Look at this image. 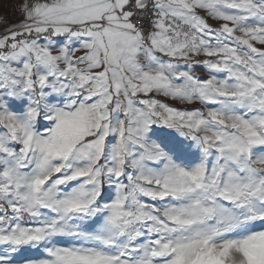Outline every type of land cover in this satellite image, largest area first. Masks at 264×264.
I'll use <instances>...</instances> for the list:
<instances>
[{
	"label": "snow or ice",
	"instance_id": "1",
	"mask_svg": "<svg viewBox=\"0 0 264 264\" xmlns=\"http://www.w3.org/2000/svg\"><path fill=\"white\" fill-rule=\"evenodd\" d=\"M14 7L0 264H264V0Z\"/></svg>",
	"mask_w": 264,
	"mask_h": 264
},
{
	"label": "rangeland",
	"instance_id": "2",
	"mask_svg": "<svg viewBox=\"0 0 264 264\" xmlns=\"http://www.w3.org/2000/svg\"><path fill=\"white\" fill-rule=\"evenodd\" d=\"M16 2L18 0H0V16H7L12 23H15L18 19L14 7Z\"/></svg>",
	"mask_w": 264,
	"mask_h": 264
}]
</instances>
